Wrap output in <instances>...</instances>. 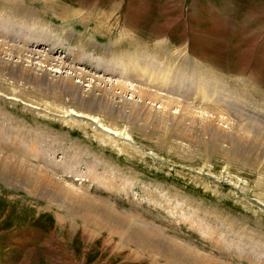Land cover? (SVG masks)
<instances>
[{"label":"rangeland","instance_id":"rangeland-1","mask_svg":"<svg viewBox=\"0 0 264 264\" xmlns=\"http://www.w3.org/2000/svg\"><path fill=\"white\" fill-rule=\"evenodd\" d=\"M20 2L15 8L0 0V42L36 46L113 86L117 79L145 86L162 93L167 107L147 110L124 86L123 97L116 87L105 107L89 111L57 98L56 88L41 89L39 81L1 79L0 93L18 100L0 95V159L9 167L0 175V264H151L150 257L135 256L131 245L121 246L105 224L85 227L77 215H68L67 208L81 199L111 206L127 224L155 228L212 264H264V156H227L208 150L213 145L201 146L199 137L184 141L174 130L198 128L195 118L180 120L185 107L194 117L202 109L226 132L235 125L246 133L257 127L254 113L264 110V0ZM138 62L145 63L146 74L158 69L168 77L176 70L189 77L205 66L215 90L206 88L204 101V89L187 78L182 89L179 80L168 83L165 89L179 92L171 94L158 79L147 83V75L131 81L129 66ZM33 73L43 87L62 84L56 72L53 79L44 68ZM121 100L129 113L115 108ZM67 108L97 116L119 135L110 139L89 125L66 122ZM208 136L201 138L208 143Z\"/></svg>","mask_w":264,"mask_h":264},{"label":"bare ground","instance_id":"bare-ground-1","mask_svg":"<svg viewBox=\"0 0 264 264\" xmlns=\"http://www.w3.org/2000/svg\"><path fill=\"white\" fill-rule=\"evenodd\" d=\"M4 1L5 2L8 1L9 5H12L15 8H18L19 6H21V3H22V2H20V0H4ZM35 48H36V46L35 47H28L26 49V48L19 47L17 45H11L8 43L6 44L4 42H0V81L4 77H10L11 79H15L18 82L20 81V82H24L27 84L32 83V81H36V82L39 81L40 87L42 86L41 89H43V90H46V89L47 90L48 89L54 90L56 88V90L58 89L57 92L55 91L58 94V95H55V96H58L57 98L67 97L70 100L71 104H77L79 106H84V107H86L87 110L92 109L93 107L96 108L97 105L101 106L104 103L108 104L109 102L106 99V97L109 94H111L113 97L116 96L113 94V91L116 90V87H117L118 91L120 90L119 92L117 91L119 94L118 98L123 97V94H125V92H126V88H124V86L127 87V89L129 91H132V94H131L132 96H135V95L138 96V98H137L138 99V101H137L138 105L147 107V110H149V108H150L151 111L163 112V108L167 107V104H164L165 102L163 101L166 99H162V97L160 96L162 93L161 94L160 93L159 94L154 93V92L150 91V89L148 90L147 87H145V86H139V84H136V83L135 84H133V83L129 84L126 81H125V83H123L122 80L119 81L118 79L114 80V81H116V83H115V86H113L114 84H112V83L109 84L108 82H105L104 79H102L101 77H99L95 74L93 75V74L87 73L82 68H79V67L78 68L73 67L74 65H72L71 63L67 64L66 61L63 60L61 57L59 58L58 56H54L51 53H50L51 55H48V54L46 55L45 54L46 52L44 53L40 49H35ZM248 55H249V53H248ZM195 62H196V60H194V63ZM24 63L26 65H24ZM138 63H141V64H138L137 66L134 65L133 67H132V64L129 66L130 71H131V75H130L129 79L131 81L132 80L137 81L135 79H139V78L145 79L147 77L146 78L148 80L147 83H149V82L153 83V82H155V80L158 79L159 80L158 81L159 88L164 90L165 86L169 85L168 83L172 82L173 84H176L175 81H177V80L181 81V83L179 84V89H182L183 88L182 83L185 80V78H187L190 82H192L191 80L196 82L199 89H200V87H202L204 89V91L201 92L202 95L201 96L199 95L200 96L199 98H201V99H203V97H204V93H205L206 88H208V90L210 92H211L212 88H209V86H213V89H214V78L215 77L213 75H209V71L204 68L205 66H202V68H201L203 71L199 70L200 72L198 71L196 73H191L192 76H189V77L186 76V74L184 75V72L182 70H176L177 74H175L172 77H168V75L166 76L162 73H159L158 69H156V72L154 70H150L146 74L147 69L145 67V63H143V62H138ZM19 64H20V66H18ZM196 64H198V63H196ZM23 65L26 68L23 67ZM195 65L193 66V68L195 69V71H197L198 68ZM177 66H178V64H177ZM37 68H39V69L44 68V72H45L44 76H46V77L48 76L50 78H52V77L57 78L56 76L50 75L51 72H54V73L56 72V73L60 74L59 79H60L62 84L54 87L55 84L54 83L52 84V82H51L50 87H48V88L43 87L42 78L41 79L38 78V76H36L33 73V69H37ZM164 69H162V70H164ZM65 70H67V71L69 70L70 72L68 71L69 73L67 72L66 75H63L66 73ZM119 71H121V69ZM160 71H161V69H160ZM167 71H168V69H167ZM48 72H49V74H48ZM145 75H147V76L145 77ZM122 76H123V71H122V74H120V78ZM131 76H134V78H131ZM75 79H77L78 81L74 82ZM46 81H47V79H46ZM58 83H60V82H58ZM84 83H86V84H84ZM145 84H143V85H145ZM82 85L86 86L87 89L83 90L81 88V87H83ZM106 86H109V87L106 88ZM187 86H189V85H187ZM165 90H166L167 94H171L173 92L179 93L177 90H175V88L174 89L169 88V89H165ZM186 90L188 91V89H186ZM208 90H206V91H208ZM189 91H190V89H189ZM258 91H260V90H258ZM213 92H215V91H213ZM2 93H0V95H4ZM256 93H258V92L256 91ZM52 94H53V92H52ZM4 96H6V99H16V98H13L12 96H8L6 94ZM221 97L225 98L223 96H221ZM16 100H18V99H16ZM118 100H120V99H118ZM203 100L205 101V99H203ZM169 102L175 103V102H177V99L171 98L169 100ZM169 102H168V104H169ZM155 103L159 104L158 108L156 107L158 110L154 109V107L156 106ZM200 103H202V102H200ZM26 104L29 105V107H31V108H36V110L40 109L39 107H36L34 105H30L28 103H26ZM105 104L102 106L105 107ZM116 104L117 105L115 106V108L120 107L121 108L120 110H122V111H125L126 109H128L127 113H129L131 108L126 107L124 101L121 100V102H116ZM118 104H121V105H118ZM108 106H110V104ZM117 106H119V107H117ZM261 108H264V107H261ZM80 110H82V109H80ZM183 111L185 112V115L180 116V120H182V119L183 120H185V119L190 120V118H193V119L195 118V120H197L196 122H198L199 124L198 123L194 124V125H198V128H190L188 125L187 126L180 125L181 127L177 126L176 129H174V130H179V133H177L178 135L177 134L176 135L178 137H180L182 140L187 141V142H192V141H195V139H197V137H199L198 142L201 141V146H205L203 143H205L206 145L207 144L213 145L212 147L209 146L208 150L224 151V154L227 156H235V155L240 154V153L245 155L246 157H248L249 153H250V155L254 154V157L256 156L257 158H258V156H264V110H256L255 113L250 110L259 119L258 120L259 123H257V127L250 129L248 133H246L245 129H244V131H242L240 129L239 125L232 126V129L229 132H226L223 129L218 128L215 125V123L211 119H209V117H212V116H210V115L207 117L204 116L205 111H203L202 109H200V110H198V112H196V115L198 114L197 117H194L193 114H195V113L192 114V111L186 107H185V109H183ZM63 113L64 114L62 115V118H64L66 122L77 123L79 125H83L86 128L89 125V127L94 128L95 131L100 130L99 131L100 134H104L105 136L109 137L110 139L111 138H117V137H115V135H119L118 130H115L114 128H111V127L105 125L104 123H102L100 121V119L97 116H94V115H91L89 113H85L83 111H79L76 109H72V108L65 109V111ZM186 114H189V116H191V117L187 116ZM115 115H117V114L115 113ZM136 115H137V118L136 117L135 118L138 119L139 114H136ZM145 117L150 118L148 116H145ZM145 117L143 116L142 119L144 120ZM166 119H167V117H166ZM173 120H175V119H173ZM170 123H172V122H170ZM192 123H194V122H192ZM95 124L97 127L92 126ZM183 127H185L187 130L181 131L180 129ZM237 128H239V129H237ZM197 130H200V131H197ZM206 134L209 135L208 136L209 137L208 143L203 141L201 138L203 135H206ZM228 136H229V139H228ZM127 139H130L129 135H127ZM225 140H227L229 143L225 147H223L220 143H222ZM257 160L259 161V159H257ZM5 163L6 162L5 161L3 162V159H0V175L2 177H5V174L9 170V167ZM57 163H59V161ZM48 164H50V163H48ZM69 169H70V167H69ZM72 171H73V169H72ZM64 172H66V171H64ZM47 175H48L47 173L43 174L44 180L48 179ZM42 184H44V183H42ZM89 200L88 199H81L77 202V204H75L73 206L71 205L69 208H67L68 215H70L71 217H75L77 215V218L80 219L81 223L83 225H85V227L91 226L94 228H98V226L104 227L103 225L105 224L106 229L108 230L107 233H109L110 236L116 235L119 238L118 243H120L121 246H122V244H126L127 246H128V244L131 245V247H133V249H134L133 253L135 254V256L146 255V256L150 257V263L151 264H158V262L160 260H162L164 262V264H212L210 259H208V258H207L208 260L204 259L202 256L197 254V252L193 251L192 249H188L186 247L185 248L180 247L175 243H171V241H169L168 239L162 238L160 233L154 232L155 228L153 229V231H152V228H151V230H149L150 228L147 229V227L145 225H147L149 223L146 222L145 225H142V226H145L146 228L141 227V225H138L137 223L127 224L126 223L127 221L125 222L124 219L120 218V216L117 214V212L114 211L113 207L111 208V206L108 207L105 204H97L95 202L93 203ZM46 205L51 206V204H46ZM91 234H92V232H91ZM127 254H125V255L127 256ZM131 258H132V256H131Z\"/></svg>","mask_w":264,"mask_h":264}]
</instances>
